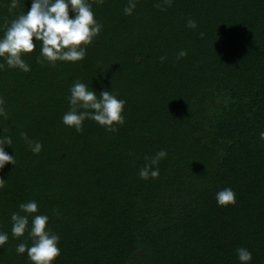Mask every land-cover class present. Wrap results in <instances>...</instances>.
<instances>
[{
    "label": "trees",
    "instance_id": "obj_1",
    "mask_svg": "<svg viewBox=\"0 0 264 264\" xmlns=\"http://www.w3.org/2000/svg\"><path fill=\"white\" fill-rule=\"evenodd\" d=\"M10 2L0 35L31 7ZM127 2L89 0L103 27L83 61L53 65L34 39L29 72L0 70V141L14 157L0 169V264H30L10 219L29 200L60 236L55 264H239V247L264 264V0H136L132 15ZM77 81L126 101L116 131L62 123ZM160 150L159 177L141 179ZM224 187L235 205H217Z\"/></svg>",
    "mask_w": 264,
    "mask_h": 264
},
{
    "label": "clouds",
    "instance_id": "obj_2",
    "mask_svg": "<svg viewBox=\"0 0 264 264\" xmlns=\"http://www.w3.org/2000/svg\"><path fill=\"white\" fill-rule=\"evenodd\" d=\"M168 2L171 3V0ZM18 4L19 0H11L9 11L16 9ZM136 6V0H128L123 11L126 15H132ZM102 27L95 18L89 0H31L30 9L12 19L3 30V35H0V70L7 65L9 68L29 72L30 66L23 56L35 52L37 43L43 60L53 65L57 61H83L87 46L100 35ZM187 27L195 29L196 21L189 18ZM34 39L37 43H34ZM186 55L187 52L183 50L179 53L180 57ZM69 92L66 99L70 107L62 116L65 126L79 132L83 130L86 120H92L108 131H116L115 126L124 123L126 101L118 98L112 91L105 89L98 94L85 83L77 81L70 87ZM2 111L0 109V113ZM20 135L34 154L42 151L43 145L39 141L29 139L23 132ZM259 138L264 141V131L259 133ZM7 143L11 144L10 138ZM3 144L0 141V169L6 164L14 163V157L8 154ZM167 155L166 150H160L154 156L146 158V163L139 169V177L143 180L158 178V165ZM3 186L4 180L0 179V188ZM215 199L218 206L227 207L235 205L236 194L231 187H224L216 192ZM56 215L59 216V213ZM10 219L14 238L21 239L27 234V240L16 245L17 254L26 253L30 264H55L61 256L60 236L51 231L49 216L39 213L37 201L20 203L19 211L12 212ZM8 241V233L0 231V248ZM236 256L239 264H251L253 260L252 253L245 247L237 248Z\"/></svg>",
    "mask_w": 264,
    "mask_h": 264
}]
</instances>
